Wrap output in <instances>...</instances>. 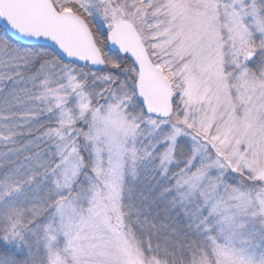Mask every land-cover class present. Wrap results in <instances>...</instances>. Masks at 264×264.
<instances>
[{
  "label": "snow or ice",
  "instance_id": "obj_1",
  "mask_svg": "<svg viewBox=\"0 0 264 264\" xmlns=\"http://www.w3.org/2000/svg\"><path fill=\"white\" fill-rule=\"evenodd\" d=\"M0 264H264V0H0Z\"/></svg>",
  "mask_w": 264,
  "mask_h": 264
}]
</instances>
